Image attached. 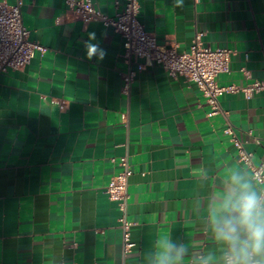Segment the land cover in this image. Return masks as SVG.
I'll list each match as a JSON object with an SVG mask.
<instances>
[{
	"label": "crops",
	"instance_id": "1",
	"mask_svg": "<svg viewBox=\"0 0 264 264\" xmlns=\"http://www.w3.org/2000/svg\"><path fill=\"white\" fill-rule=\"evenodd\" d=\"M12 2V0H0ZM113 14L115 0H93ZM139 19L162 44L187 51L196 34L230 47L220 84L264 79V0H139ZM30 38L46 49L19 70L0 72V264H149L166 235L193 255L215 248L198 200L218 193L228 166L242 164L203 92L159 64H145L122 91L123 37L84 22L65 0H24ZM89 33L105 51L87 57ZM132 66L136 67L134 60ZM222 108L257 163L264 164V90L225 92ZM128 153L131 239L106 185ZM206 168L207 187L198 182ZM184 264H191V258Z\"/></svg>",
	"mask_w": 264,
	"mask_h": 264
},
{
	"label": "built area",
	"instance_id": "2",
	"mask_svg": "<svg viewBox=\"0 0 264 264\" xmlns=\"http://www.w3.org/2000/svg\"><path fill=\"white\" fill-rule=\"evenodd\" d=\"M68 10L84 22L99 20L105 26L112 27L123 37V57L129 67L122 73V91L129 93L136 74L143 65L159 64L172 77L183 76L195 82L210 106V113H221L225 118L224 132L235 144L238 159L246 164L258 178H264V164L257 163L254 153L247 149L245 142L238 136L227 112L222 108L219 97L225 92H241L246 97L264 90V79H255L250 83L220 84L218 76L230 72L233 49L230 47L213 48L202 42V33L196 34L190 49L180 51L178 44H162L155 32L148 31L139 19V0H115V11L108 14L101 10L93 0H65ZM24 0L0 2V72L19 70L26 66L46 47L30 38V30L23 22L22 7ZM136 60L137 66H132ZM111 160L118 166L117 171L106 185L109 198L116 201L120 209L118 224L123 230V250L127 252L137 245L131 239L130 229L134 221L129 217V179L133 173L128 153ZM58 264H64L60 261ZM68 264H77L71 261Z\"/></svg>",
	"mask_w": 264,
	"mask_h": 264
},
{
	"label": "clouds",
	"instance_id": "3",
	"mask_svg": "<svg viewBox=\"0 0 264 264\" xmlns=\"http://www.w3.org/2000/svg\"><path fill=\"white\" fill-rule=\"evenodd\" d=\"M183 5L184 0H174L175 7ZM93 40L95 33H89L87 57L102 59L105 51ZM228 168L219 192L207 193L198 200L206 209L204 228L215 248L193 255L188 244L166 235L148 253L149 264H184L188 258L191 264H264V178H258L246 164ZM207 171L201 167L197 176L205 187Z\"/></svg>",
	"mask_w": 264,
	"mask_h": 264
}]
</instances>
